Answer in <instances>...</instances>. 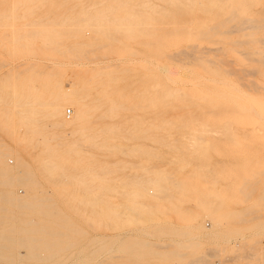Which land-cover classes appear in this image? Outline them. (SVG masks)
Here are the masks:
<instances>
[{"label":"rangeland","instance_id":"1","mask_svg":"<svg viewBox=\"0 0 264 264\" xmlns=\"http://www.w3.org/2000/svg\"><path fill=\"white\" fill-rule=\"evenodd\" d=\"M263 238L264 0H0V264H261Z\"/></svg>","mask_w":264,"mask_h":264},{"label":"bare ground","instance_id":"2","mask_svg":"<svg viewBox=\"0 0 264 264\" xmlns=\"http://www.w3.org/2000/svg\"><path fill=\"white\" fill-rule=\"evenodd\" d=\"M88 20V19H87ZM78 24V23H77ZM214 81V80H213ZM74 86V85H73ZM160 86H162V85H160ZM198 87V86H197ZM71 88V87H70ZM157 89V88H156ZM71 90V89H70ZM67 91V90H66ZM77 91V90H76ZM91 92H93V91H91ZM66 94V93H65ZM248 96V95H247ZM75 98V97H74ZM237 98V97H236ZM242 98V97H241ZM257 98H259V97H257ZM224 100V99H223ZM243 100V99H242ZM58 101V100H57ZM56 101V102H57ZM127 101V100H126ZM58 102H60V101H58ZM53 103H55V102H53ZM57 104H62V103H56V105H54V106H56L55 107V109H54V112L56 113L58 110H59V105H57ZM53 105V104H52ZM63 105V104H62ZM127 105V104H126ZM146 105V104H145ZM53 106V107H54ZM86 106V105H85ZM106 106H108V105H106ZM115 106V105H114ZM147 107V106H146ZM245 108V107H244ZM115 109V108H114ZM120 109V108H119ZM60 110H62V109H60ZM116 110H118V109H116ZM70 110H68L67 111V113L69 112ZM115 111V110H114ZM260 113V112H259ZM71 116V111H70V114L68 113V117H70ZM116 118V117H115ZM118 118V117H117ZM71 122V121H70ZM70 122H69V124H70ZM64 124H68V122H65ZM71 124H72V122H71ZM64 126V125H63ZM59 127H60V125H59ZM104 132V131H103ZM107 132V131H106ZM44 141V140H43ZM52 151V150H51ZM63 171V170H62ZM61 171V172H62ZM8 174V173H7ZM6 175V174H5ZM7 180H8V177L6 178ZM9 181V180H8ZM3 182L6 184V183H8L7 181L5 182V179L3 180ZM66 182V181H65ZM3 184V183H2ZM5 195V194H4ZM2 197V196H1ZM2 200L3 201H7V198H3L2 197ZM259 219V218H258ZM241 220V219H240ZM246 222V221H245ZM244 223V222H243ZM263 223V222H262ZM241 224V223H240ZM214 230V229H213ZM216 231V230H215ZM215 233V232H214ZM256 236H258V239L256 240V242H255V244L256 245H261V243H262V238L261 237H259L260 236V233H256ZM252 238V237H251ZM264 239V238H263ZM12 240V239H11ZM34 241V240H33ZM33 241H31L32 243H33ZM36 242V241H35ZM264 243V242H263ZM36 244V243H35ZM254 244V245H255ZM37 246H39V245H37ZM258 249H256L255 248V246H252L250 249H251V251H253V253H251V257H252V259H254V260H256V261H262V263L261 264H264V252H262V251H264V248H259V247H257ZM35 249H36V246H35Z\"/></svg>","mask_w":264,"mask_h":264},{"label":"built area","instance_id":"3","mask_svg":"<svg viewBox=\"0 0 264 264\" xmlns=\"http://www.w3.org/2000/svg\"><path fill=\"white\" fill-rule=\"evenodd\" d=\"M68 113L70 114V111ZM263 242H264V239H263Z\"/></svg>","mask_w":264,"mask_h":264}]
</instances>
